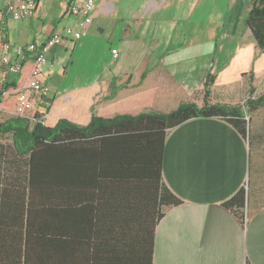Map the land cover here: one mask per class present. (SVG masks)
I'll return each instance as SVG.
<instances>
[{
  "label": "crops",
  "instance_id": "0c3cea01",
  "mask_svg": "<svg viewBox=\"0 0 264 264\" xmlns=\"http://www.w3.org/2000/svg\"><path fill=\"white\" fill-rule=\"evenodd\" d=\"M12 1L0 0V82L17 76L9 69L17 45L43 43L66 26L81 34L51 46L40 65L50 91L32 113L46 126L62 117L86 125L93 112L110 117L200 104L206 73L215 75L209 101L240 106L241 129L219 117H192L169 130L162 179L182 202L156 224L152 264H264V101L252 110L246 103L250 86L264 93V51L241 40L252 0H96L83 27L67 12L78 0H33V12L20 19L8 13ZM193 7L203 21L209 7L219 13L209 39L177 34L173 43L172 33L145 24L168 25L175 17L188 23ZM99 36L106 41L103 60L93 56ZM240 189L244 222L223 206ZM25 220L12 207L0 210V264H142L131 223L110 220L74 232L60 226L54 233L44 217H31L29 228ZM114 229L129 232L116 243Z\"/></svg>",
  "mask_w": 264,
  "mask_h": 264
},
{
  "label": "trees",
  "instance_id": "16d2710c",
  "mask_svg": "<svg viewBox=\"0 0 264 264\" xmlns=\"http://www.w3.org/2000/svg\"><path fill=\"white\" fill-rule=\"evenodd\" d=\"M246 23L242 42H252L259 52L264 51V0H252ZM34 59L33 51L23 49L15 60L17 76L0 82V210L12 207L25 217L27 228L31 217H44L46 230L54 233L60 226L74 232L77 226L96 229L110 220L131 223L128 229L134 233L138 260L152 264L156 224L168 207L182 202L162 179L169 130L192 117H219L241 129L236 119L241 117L240 106L209 101L215 81L209 70L200 104L185 101L166 112L143 110L110 117L93 112L86 125L62 117L52 127L46 126L39 114L31 118L11 110ZM263 101L264 93L256 94L250 86L248 109ZM4 114L10 115L4 120ZM243 192L240 189L223 204L242 222ZM128 229H114L116 243L120 233L122 238L127 236Z\"/></svg>",
  "mask_w": 264,
  "mask_h": 264
},
{
  "label": "built area",
  "instance_id": "2783aa9c",
  "mask_svg": "<svg viewBox=\"0 0 264 264\" xmlns=\"http://www.w3.org/2000/svg\"><path fill=\"white\" fill-rule=\"evenodd\" d=\"M95 1L96 0H78L68 4L67 12L72 16L78 17L77 25L79 27L86 26L92 21V13L95 7ZM34 9L35 3L33 0H13L7 5L8 13L14 19H20L21 17H24L32 13ZM80 36L81 34L76 30V28L66 26L63 30L52 33L43 43L38 44L34 41L25 46L17 45L14 48L16 58L22 54L23 49L25 48L35 53L33 69L30 76H28L23 91L19 94L14 104V114L33 118L34 113H32V111L33 108H35L36 102L50 91L49 86L42 78V71L40 69V65L46 61L48 50L51 46L60 45L67 37L79 39ZM3 44V37L2 33L0 32V48L3 46ZM111 53L117 56L118 52L116 48H112ZM7 60L8 59H4L6 65H8ZM9 69L13 72H17V63L14 61L9 66Z\"/></svg>",
  "mask_w": 264,
  "mask_h": 264
},
{
  "label": "rangeland",
  "instance_id": "374dc122",
  "mask_svg": "<svg viewBox=\"0 0 264 264\" xmlns=\"http://www.w3.org/2000/svg\"><path fill=\"white\" fill-rule=\"evenodd\" d=\"M192 12H193V16L188 23H182V22H180V20H178L177 17H175V20L172 22V24H168V25L165 24L164 22H162L161 20H157L155 22H148L147 20H145V24L148 26L150 25L151 28L156 33H158V32H164V34H171L172 33L174 36L173 43L176 42V35L177 34H185V36H187L190 39H192V38L197 39L198 36H200V38H202L203 34L206 33L204 36L206 39H209L210 38L209 35L215 31H217L218 27H217L215 21L220 16L219 13H217L216 10H214V9L211 10V8L209 7L207 9L208 18H206V20L203 21L201 18V15H200L199 7L198 8L193 7ZM98 41L100 44V48H98L95 51L93 56L95 58H99L100 60H103L104 55H105L104 47H105L106 41H105L104 37H100V36L98 38ZM108 47H109V45H108ZM11 110L13 112V107ZM9 115L10 114H4V120ZM30 116H32V115H30Z\"/></svg>",
  "mask_w": 264,
  "mask_h": 264
}]
</instances>
